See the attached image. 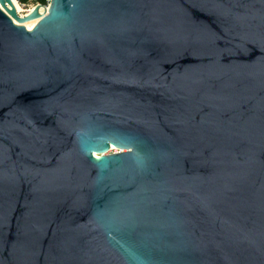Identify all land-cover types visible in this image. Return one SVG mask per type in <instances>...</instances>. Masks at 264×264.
<instances>
[{"label":"water","instance_id":"water-1","mask_svg":"<svg viewBox=\"0 0 264 264\" xmlns=\"http://www.w3.org/2000/svg\"><path fill=\"white\" fill-rule=\"evenodd\" d=\"M0 5V264H264V0Z\"/></svg>","mask_w":264,"mask_h":264},{"label":"trees","instance_id":"trees-1","mask_svg":"<svg viewBox=\"0 0 264 264\" xmlns=\"http://www.w3.org/2000/svg\"><path fill=\"white\" fill-rule=\"evenodd\" d=\"M13 2L15 4V6L17 7V10L19 11V9L21 7L20 5H22L23 7H27L29 5L33 6L36 3H41V4H44V5H47L49 0H13Z\"/></svg>","mask_w":264,"mask_h":264},{"label":"rangeland","instance_id":"rangeland-1","mask_svg":"<svg viewBox=\"0 0 264 264\" xmlns=\"http://www.w3.org/2000/svg\"><path fill=\"white\" fill-rule=\"evenodd\" d=\"M20 6H21L20 9H19L20 13H25L26 11H28L31 8L30 5L27 6V7H23L22 5H20Z\"/></svg>","mask_w":264,"mask_h":264},{"label":"bare ground","instance_id":"bare-ground-1","mask_svg":"<svg viewBox=\"0 0 264 264\" xmlns=\"http://www.w3.org/2000/svg\"><path fill=\"white\" fill-rule=\"evenodd\" d=\"M12 2H13V0H12ZM13 4H14V2H13ZM14 6H15V4H14ZM15 8H16V10H17V7H16V6H15ZM17 11H18V10H17ZM42 11H43V10H42ZM18 13L21 14L19 11H18Z\"/></svg>","mask_w":264,"mask_h":264},{"label":"snow or ice","instance_id":"snow-or-ice-1","mask_svg":"<svg viewBox=\"0 0 264 264\" xmlns=\"http://www.w3.org/2000/svg\"><path fill=\"white\" fill-rule=\"evenodd\" d=\"M3 6L2 5H0V8H2Z\"/></svg>","mask_w":264,"mask_h":264}]
</instances>
